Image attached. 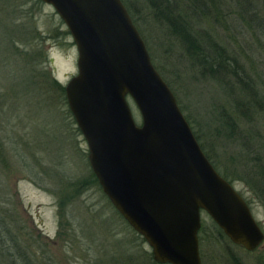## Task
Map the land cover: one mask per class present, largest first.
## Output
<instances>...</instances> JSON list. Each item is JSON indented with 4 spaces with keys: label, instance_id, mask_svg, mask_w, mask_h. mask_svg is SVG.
<instances>
[{
    "label": "rangeland",
    "instance_id": "374dc122",
    "mask_svg": "<svg viewBox=\"0 0 264 264\" xmlns=\"http://www.w3.org/2000/svg\"><path fill=\"white\" fill-rule=\"evenodd\" d=\"M121 1L127 6L152 65L173 93L197 142L219 175L244 200L264 234L262 192L254 185L260 186L259 177L250 159L256 156L258 164L264 163V0H207L205 6L211 8L216 21L210 16H202L198 24L193 18L189 21L193 31L205 30L227 53L239 54L242 63L244 56L251 71L258 75L263 105L258 111L262 118L254 120L235 115L232 138L216 132L218 115L226 104L220 86L187 68L180 45L164 24L155 21L144 0ZM182 1L175 0L174 13L185 14ZM243 4L248 13L262 21L261 27H256L243 15ZM31 28L36 35H29L25 40L22 30L28 33ZM25 52L30 58L34 57L30 67L38 76L34 73L32 79L30 67L24 66L20 59ZM75 60L71 38L50 6L33 0H0V94L9 88L19 91L15 84L27 76L32 86L27 89L30 92L13 94L9 99L18 107L11 114L14 139L26 143L28 150H23L25 154L19 166L7 172L6 183L20 199L19 211L32 218L36 230L48 243L36 252L39 259H49L45 264L112 263V258H116L130 240L151 257L148 246L141 237L135 236L137 234L112 208L97 184L89 183L79 189L76 199L67 205L63 218L57 214V193L73 196L76 185H71L88 181L91 171L84 140L67 109L64 93L57 94L49 86L40 85L39 74L47 76L48 82L64 87L76 72ZM129 107L138 123L136 109L130 102ZM245 142L248 145L245 146ZM22 145L18 144V149ZM58 178L65 181L61 191ZM250 183L254 184L250 186ZM209 221L204 213L200 214V222L208 224ZM59 223L67 226L60 228ZM72 237L79 242H74ZM118 241L122 245H117ZM199 257L201 264H264V239L251 252L227 239L216 245L207 240Z\"/></svg>",
    "mask_w": 264,
    "mask_h": 264
},
{
    "label": "water",
    "instance_id": "95a60500",
    "mask_svg": "<svg viewBox=\"0 0 264 264\" xmlns=\"http://www.w3.org/2000/svg\"><path fill=\"white\" fill-rule=\"evenodd\" d=\"M38 1L52 8L75 48L76 72L63 91L89 169L152 261L201 264V213L230 243L255 250L262 230L203 154L121 1Z\"/></svg>",
    "mask_w": 264,
    "mask_h": 264
},
{
    "label": "trees",
    "instance_id": "16d2710c",
    "mask_svg": "<svg viewBox=\"0 0 264 264\" xmlns=\"http://www.w3.org/2000/svg\"><path fill=\"white\" fill-rule=\"evenodd\" d=\"M33 1L41 3L38 0ZM144 2L155 21L164 24V26L167 27L169 35L180 45L183 52L182 57L187 68L196 72L200 77L215 81L224 93L226 104L222 105L223 107H221L222 109L218 115V130H216V132H219L222 136L232 138L235 134V115H238L240 118L253 117L254 120L262 118L261 113L258 111L262 110L261 108L263 106L261 102L262 95L258 86L259 78L258 75L255 76L256 74L251 71L252 67L245 62L246 58L243 56L242 63L239 60V54L234 55L233 53H227L226 49L219 45L205 30L196 33L192 29V24L189 22L192 18L197 24L199 21H202V16H210L213 22L216 21V18H214L211 13V8L205 6L207 0H183L182 2L185 4V14L174 13V8L176 7L175 0H144ZM121 3L128 12L125 3L123 1H121ZM243 15H246L248 21L256 27L260 26L262 21L257 19L254 14L248 13V9L244 4ZM129 17L135 26L131 15H129ZM22 31L25 40L29 35H31V37L36 35L33 28H31L28 33L27 31L25 32L24 29ZM9 44H11L10 39ZM20 59L24 66L30 67V61L33 60L34 57L30 58L27 52H25L23 53V58ZM29 70L31 73L29 74L30 78L34 73L38 76L37 72L31 67ZM30 78L27 76L24 81L15 84L18 90L20 89L19 91L16 92L14 89L9 88L0 94V264H45V262L49 261L48 258L41 260L37 257V249H40L39 247L45 244L47 245L48 243L36 230V225L33 223L32 218L25 216L24 213L19 211V206L21 204L20 199L15 197L16 194L11 192L6 183L8 180L7 172L13 170L15 166H19L21 163L20 160L23 159V154H25L23 150H28L26 143L20 141L19 138L17 140L19 142H16L14 139V132L12 130L14 124L11 114L15 111V108L18 107H16L14 103L9 102V99L12 98L13 94L30 92L27 90L28 87L32 88ZM39 80V82H41L40 85L49 86V88L54 90L57 94L60 93L63 95V87L54 81H51V83L48 82L49 79L43 73L39 74ZM39 82L37 81L38 85ZM42 93H44V90H42ZM56 93H54V95ZM232 95L233 98H231ZM227 103H230V105L227 106ZM9 131H12V133H9ZM22 143L21 149H18L17 145ZM246 145L248 144L245 142V146ZM243 148H245L244 145ZM201 150L213 166L207 153L203 151L202 148ZM250 159H252L251 163L253 167L257 170L260 184L259 186L250 183V186L254 184L258 187L260 192H262V207L264 209V163H262V165L258 164L259 160L256 156H251ZM213 168L215 169L214 166ZM220 176L225 180L222 175ZM57 181L60 186L58 190H60V188L63 189L64 179L58 178ZM79 183H73L71 185H76V189L73 190L74 192L72 191V195L74 194L73 196H60L59 192L57 193V214L60 218H63L65 215L67 205L76 199L75 197L79 194V189L86 187L89 183L97 184L92 173L88 181L84 180ZM59 226L63 228L67 225L64 224L61 226V223H59ZM57 235L60 236L61 234L58 233ZM135 236L139 238V236ZM75 238L72 237L71 239H73L74 242H79L78 239ZM222 239L226 238L211 220L208 224L200 222L197 233L198 251L207 245V240L210 241L211 244L216 245L220 243ZM64 240L65 239H63V241ZM43 241H45V243H43ZM141 241L143 240L141 239ZM134 242L135 241L130 240L128 244L124 246V250L121 249L123 251L120 252L119 255H116V258H112L111 256L113 261L108 264H154L149 253H143L141 249L137 248L138 245H134ZM116 243L117 245H122L121 241ZM132 244L135 247H133ZM43 253L44 251H42L41 255ZM232 261L236 263L234 257ZM103 264H107V261Z\"/></svg>",
    "mask_w": 264,
    "mask_h": 264
}]
</instances>
